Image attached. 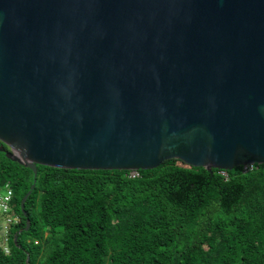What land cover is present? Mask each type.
<instances>
[{"label":"water","instance_id":"obj_1","mask_svg":"<svg viewBox=\"0 0 264 264\" xmlns=\"http://www.w3.org/2000/svg\"><path fill=\"white\" fill-rule=\"evenodd\" d=\"M0 140L33 172L264 164V0H0Z\"/></svg>","mask_w":264,"mask_h":264},{"label":"trees","instance_id":"obj_2","mask_svg":"<svg viewBox=\"0 0 264 264\" xmlns=\"http://www.w3.org/2000/svg\"><path fill=\"white\" fill-rule=\"evenodd\" d=\"M35 166L0 150V189L11 185L19 217L0 264H264V164L208 171L171 158L135 176Z\"/></svg>","mask_w":264,"mask_h":264},{"label":"built area","instance_id":"obj_3","mask_svg":"<svg viewBox=\"0 0 264 264\" xmlns=\"http://www.w3.org/2000/svg\"><path fill=\"white\" fill-rule=\"evenodd\" d=\"M253 164L248 163L241 165L242 169L248 170ZM225 174L224 171H221ZM138 172L135 170L129 171L130 176L137 175ZM11 198H12V188L9 183H6L0 189V242L2 243V248L5 253L9 252L8 246V232L11 225H15L19 222V217L11 212Z\"/></svg>","mask_w":264,"mask_h":264}]
</instances>
